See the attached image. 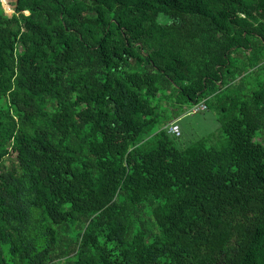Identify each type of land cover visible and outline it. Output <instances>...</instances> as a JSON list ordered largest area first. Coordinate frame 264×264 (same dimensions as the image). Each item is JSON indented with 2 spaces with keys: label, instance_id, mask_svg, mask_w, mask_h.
Masks as SVG:
<instances>
[{
  "label": "trees",
  "instance_id": "obj_1",
  "mask_svg": "<svg viewBox=\"0 0 264 264\" xmlns=\"http://www.w3.org/2000/svg\"><path fill=\"white\" fill-rule=\"evenodd\" d=\"M2 2L0 264H264V0Z\"/></svg>",
  "mask_w": 264,
  "mask_h": 264
},
{
  "label": "rangeland",
  "instance_id": "obj_2",
  "mask_svg": "<svg viewBox=\"0 0 264 264\" xmlns=\"http://www.w3.org/2000/svg\"><path fill=\"white\" fill-rule=\"evenodd\" d=\"M0 1L5 9V13H13V9L10 5L5 6L7 2L3 3L2 0ZM8 3L10 4V0H8ZM22 49L23 47L19 45L18 51ZM191 106L192 104H185L177 115L168 114V119L170 120L168 126L170 123H177L180 127L181 134L177 137L172 135L174 144L178 148H184L196 140L207 136L211 138L210 140H206L207 144L219 145L225 142V136L220 130V121L217 111L207 106L206 109L194 113L191 111ZM11 163H14L12 158H4L0 163V171L10 166Z\"/></svg>",
  "mask_w": 264,
  "mask_h": 264
},
{
  "label": "built area",
  "instance_id": "obj_3",
  "mask_svg": "<svg viewBox=\"0 0 264 264\" xmlns=\"http://www.w3.org/2000/svg\"><path fill=\"white\" fill-rule=\"evenodd\" d=\"M206 108H207V105H206L205 101L202 100L199 103L193 104L191 106V111L195 113V112L204 110ZM168 132H170L171 134H173L175 136H178L180 134L179 125L177 123H170L169 126H168Z\"/></svg>",
  "mask_w": 264,
  "mask_h": 264
}]
</instances>
